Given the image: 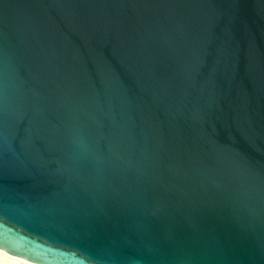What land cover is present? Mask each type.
<instances>
[{
    "label": "water",
    "instance_id": "1",
    "mask_svg": "<svg viewBox=\"0 0 264 264\" xmlns=\"http://www.w3.org/2000/svg\"><path fill=\"white\" fill-rule=\"evenodd\" d=\"M0 249L264 264V0H0Z\"/></svg>",
    "mask_w": 264,
    "mask_h": 264
},
{
    "label": "bare ground",
    "instance_id": "2",
    "mask_svg": "<svg viewBox=\"0 0 264 264\" xmlns=\"http://www.w3.org/2000/svg\"><path fill=\"white\" fill-rule=\"evenodd\" d=\"M0 264H37V263L16 257L0 249Z\"/></svg>",
    "mask_w": 264,
    "mask_h": 264
}]
</instances>
